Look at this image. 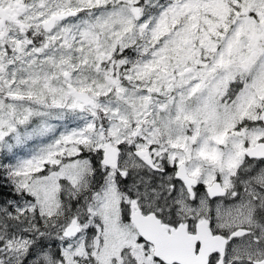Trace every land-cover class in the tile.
Here are the masks:
<instances>
[{
    "label": "snow or ice",
    "instance_id": "6c2138e0",
    "mask_svg": "<svg viewBox=\"0 0 264 264\" xmlns=\"http://www.w3.org/2000/svg\"><path fill=\"white\" fill-rule=\"evenodd\" d=\"M0 264H264V0H0Z\"/></svg>",
    "mask_w": 264,
    "mask_h": 264
}]
</instances>
